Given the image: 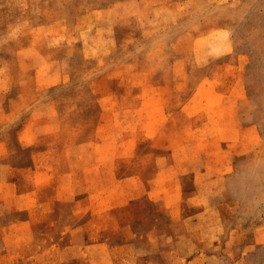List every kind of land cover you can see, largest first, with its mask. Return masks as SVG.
<instances>
[{"label":"rangeland","instance_id":"rangeland-1","mask_svg":"<svg viewBox=\"0 0 264 264\" xmlns=\"http://www.w3.org/2000/svg\"><path fill=\"white\" fill-rule=\"evenodd\" d=\"M0 264H264V0H0Z\"/></svg>","mask_w":264,"mask_h":264}]
</instances>
